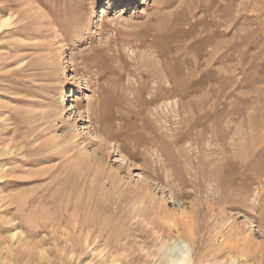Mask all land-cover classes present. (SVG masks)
Wrapping results in <instances>:
<instances>
[{"label": "rangeland", "instance_id": "obj_1", "mask_svg": "<svg viewBox=\"0 0 264 264\" xmlns=\"http://www.w3.org/2000/svg\"><path fill=\"white\" fill-rule=\"evenodd\" d=\"M24 6L0 0L2 258L154 264L180 239L264 264V0Z\"/></svg>", "mask_w": 264, "mask_h": 264}, {"label": "bare ground", "instance_id": "obj_2", "mask_svg": "<svg viewBox=\"0 0 264 264\" xmlns=\"http://www.w3.org/2000/svg\"><path fill=\"white\" fill-rule=\"evenodd\" d=\"M8 1V0H7ZM21 5L24 6L26 4V2L28 0H19ZM19 3V2H18ZM29 3V2H28ZM25 7V6H24ZM28 8V7H27ZM25 10V9H24ZM27 10V9H26ZM24 12V11H23ZM26 12V11H25ZM24 12V13H25ZM13 16H15L14 14H8L6 16H1L0 17V29H4L5 27H8L10 26L11 24H15L18 22L19 18L18 16L16 15L15 16V20H13ZM73 78V77H71ZM72 107V105H71ZM3 169V167L1 168ZM51 219L48 220V223L50 224V221ZM73 220L78 221L75 217L73 218ZM64 221V220H63ZM27 222H30L29 220ZM64 223V222H63ZM78 223V222H77ZM43 224H47L45 222V220L43 221ZM82 224V223H81ZM75 225V224H74ZM51 226V224L49 225V227ZM76 227V226H75ZM75 227H72L75 229ZM82 227V226H81ZM83 228V227H82ZM79 230V229H78ZM84 230V229H83ZM88 232V231H87ZM90 232V230H89ZM65 233V232H64ZM80 233H81V229H80ZM70 234V233H69ZM72 234V233H71ZM87 234V233H86ZM15 235V233L13 234ZM13 235H11V237H13ZM88 235V234H87ZM74 236V235H73ZM87 237L86 236V240L83 241V239L81 240L82 243H80L78 237L76 238L78 240H75L74 237H72V235H70V239H69V243H68V247H69V253H74L76 250H86L87 247L90 246L91 242L87 240ZM90 237V236H89ZM82 238V237H81ZM84 238V239H85ZM183 241H185L184 239H182ZM68 241V240H67ZM88 241V243H87ZM95 241H93L94 243ZM182 241L180 239H176L175 242H174V247L179 245ZM41 247V246H40ZM164 248L163 245L159 248V256L155 259L154 261V264H193L191 259L190 258H186L184 256V254H181L179 256H174L172 254L173 252V248ZM0 251H3V249L0 247ZM151 257L154 256V254H149ZM148 255V256H149ZM44 259H46V253L44 250H41L40 251V257L39 259L37 260L36 264H45V262L43 261ZM12 259H5V258H2L1 256V253H0V264H12L13 262L11 261ZM14 264V263H13ZM85 264H90V261L86 262ZM115 264V263H113ZM209 264H236L235 263V260H221L219 258V256H214L212 257L211 259V262ZM238 264V263H237Z\"/></svg>", "mask_w": 264, "mask_h": 264}]
</instances>
